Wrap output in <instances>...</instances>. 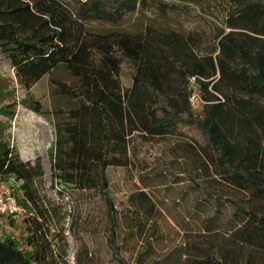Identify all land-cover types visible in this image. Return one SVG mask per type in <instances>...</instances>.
<instances>
[{
	"label": "trees",
	"instance_id": "trees-1",
	"mask_svg": "<svg viewBox=\"0 0 264 264\" xmlns=\"http://www.w3.org/2000/svg\"><path fill=\"white\" fill-rule=\"evenodd\" d=\"M69 2L0 0V53L26 92L59 64L80 79L78 91L59 83L77 104L56 128L51 151L55 179L79 192H102L108 208L107 244L116 255L117 209L105 169L120 164L121 144L130 130L128 123L123 126L122 114L128 106H141V126L164 133L170 114L164 110L165 117L155 118L154 104H159L163 88L178 86L181 94L166 96V102L186 103L188 121L203 130L216 151L211 158H216L224 188L199 193L187 229L176 230L177 242L147 264H168L170 258L174 261L169 264H264V0H215L214 8L223 12L208 17L216 27L210 31L213 39L205 43L194 31L187 34L186 43L174 32L148 26L135 33L84 37L82 20L117 22L137 8L149 7L165 14L167 0H79L77 7ZM122 67L129 85L122 82ZM194 93L197 100L192 104ZM134 98L141 102L135 104ZM31 101L32 110L42 114L40 103ZM196 105L202 106L203 115L194 119ZM41 175L40 161L22 160L0 132V181L20 182L13 192L24 210L20 224L25 230L20 243L0 235V264L66 261V248L55 243L56 236L64 237L63 227L52 228L55 206L34 187ZM152 196L143 191L127 194V207L121 209L127 224L143 215L146 224L138 220L137 226L157 231L150 220L160 201ZM164 235L157 234L155 241ZM149 247L136 255L137 263L147 260Z\"/></svg>",
	"mask_w": 264,
	"mask_h": 264
},
{
	"label": "rangeland",
	"instance_id": "rangeland-1",
	"mask_svg": "<svg viewBox=\"0 0 264 264\" xmlns=\"http://www.w3.org/2000/svg\"><path fill=\"white\" fill-rule=\"evenodd\" d=\"M61 1L71 4L70 0ZM71 1L77 7L79 0ZM82 23L84 37L89 39L94 34L115 31L135 33L149 25L160 29L176 26L171 17L160 16L151 8H138L117 22L88 19L82 20ZM120 71L122 82L125 84L127 70L122 67ZM59 83H64L76 91L80 89L79 77L71 73L65 64H59L26 92L9 60L0 53V132L22 160L30 163L39 160L41 163L42 175L36 179L34 187L43 200L55 206L57 215L52 228H64V237H55L56 245L66 248L64 264H147L155 258L163 257L177 242V238L175 241L160 239L156 242L155 236L160 233L178 236L166 217H160L161 222L154 233L149 232L152 226L146 230V227L137 226L138 220L140 225L146 224L142 214L133 219L134 223L127 224L121 209L127 207L123 201L128 193L120 191L119 186L113 185L114 189H118L110 192L114 208L117 209L115 216L118 221L115 255L107 244L108 208L102 192L99 189L79 192L72 187L60 185L55 179L51 167V151L57 137L56 128L69 119V109L77 104L75 99L60 90ZM31 100L40 103L42 114L32 110ZM112 178L119 183V176ZM0 182L9 184L16 192L20 184L12 178ZM21 218L22 214H0V235H10L19 243L23 242L25 230L20 224ZM10 219H13L12 223L9 222ZM147 246H150L146 250L147 260L137 263L136 255ZM173 261V258H170L168 264Z\"/></svg>",
	"mask_w": 264,
	"mask_h": 264
},
{
	"label": "crops",
	"instance_id": "crops-1",
	"mask_svg": "<svg viewBox=\"0 0 264 264\" xmlns=\"http://www.w3.org/2000/svg\"><path fill=\"white\" fill-rule=\"evenodd\" d=\"M167 1L169 6L165 14L155 8L151 9L160 16L171 17L176 26L160 29L149 25L152 31L174 32L177 38L183 37L186 43L187 34L193 31L204 37L203 43L213 39V31H210L216 27V23L208 17L218 13L221 16L223 12L214 8L215 0ZM170 80L174 81V78ZM130 82V77H127L125 85ZM178 94H181L178 86L163 88L158 93L159 104H154L155 118L165 117L164 110L170 114L168 130L164 133L144 129L140 124L144 115L142 107L128 106V111L122 114V124L126 129L128 123L130 130L125 131V142L121 144L120 164L108 165L105 174L111 191L118 190L113 188L116 185L126 193H152V198L160 203H157L158 212L151 218V224L159 225L160 217H166L168 223L182 233L187 229V216L191 214L193 201L200 196L199 193L220 191L224 183L219 179V171L214 165L216 158H211L216 151L208 145L203 130L188 121L186 103L182 106L166 102V96L174 97ZM133 102L136 104L141 100L134 98ZM202 115V106L196 107L193 118ZM115 176H119V183L112 178ZM162 238L175 240L178 237L165 234Z\"/></svg>",
	"mask_w": 264,
	"mask_h": 264
},
{
	"label": "built area",
	"instance_id": "built-area-1",
	"mask_svg": "<svg viewBox=\"0 0 264 264\" xmlns=\"http://www.w3.org/2000/svg\"><path fill=\"white\" fill-rule=\"evenodd\" d=\"M192 104L197 100L196 94H192L190 97ZM24 210L18 204L16 196L12 187L4 182H0V214L18 215Z\"/></svg>",
	"mask_w": 264,
	"mask_h": 264
}]
</instances>
